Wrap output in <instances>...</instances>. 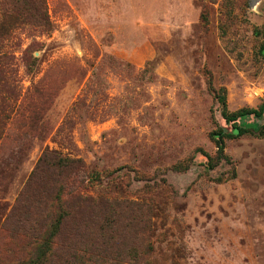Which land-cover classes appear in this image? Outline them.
<instances>
[{"label": "rangeland", "instance_id": "374dc122", "mask_svg": "<svg viewBox=\"0 0 264 264\" xmlns=\"http://www.w3.org/2000/svg\"><path fill=\"white\" fill-rule=\"evenodd\" d=\"M44 5L50 32L13 31L0 65V264L29 263L21 209L69 178L99 207L45 264H264V119L225 139L227 161L210 137L230 131L221 98L230 113L264 103V0Z\"/></svg>", "mask_w": 264, "mask_h": 264}, {"label": "trees", "instance_id": "16d2710c", "mask_svg": "<svg viewBox=\"0 0 264 264\" xmlns=\"http://www.w3.org/2000/svg\"><path fill=\"white\" fill-rule=\"evenodd\" d=\"M14 1V4H1L3 9H0V65L10 60L5 50L7 49L6 42L11 38L13 31L29 26L38 29L42 34H47L51 29L44 0ZM21 61L28 73L34 71L35 60L32 54H29V47L21 52ZM220 103L222 118L225 124L230 127V131L220 130L210 136L216 147L215 161L217 163L227 161L224 154L225 139L238 138L250 131L262 130V125L245 127L241 125V121L253 118L260 122L264 119V103L257 109H243L234 113L226 110L224 98L220 99ZM53 167L70 177L74 170L80 172L84 168L81 162L70 159H58ZM39 179L35 175V177H31L30 181ZM66 181L67 185L60 189H50L45 184L39 183L34 206L27 203L21 209L23 217L18 221L30 224L31 231L38 241L33 251L34 256L28 264H45L54 239L64 231L68 224L71 222L74 225L73 228L78 229L91 221L92 214L99 207L98 201L88 195L81 194L84 189L83 181L78 182V185L74 178H69ZM106 206L107 203H103L100 207L104 209ZM13 216L14 211L9 219Z\"/></svg>", "mask_w": 264, "mask_h": 264}]
</instances>
